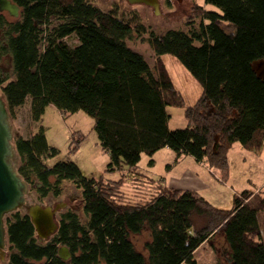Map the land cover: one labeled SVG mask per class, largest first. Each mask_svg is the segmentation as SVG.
I'll return each instance as SVG.
<instances>
[{
    "label": "trees",
    "instance_id": "1",
    "mask_svg": "<svg viewBox=\"0 0 264 264\" xmlns=\"http://www.w3.org/2000/svg\"><path fill=\"white\" fill-rule=\"evenodd\" d=\"M11 1L20 14L14 19L0 12V95L12 125L27 100L35 125L49 105L64 115L83 111L109 154L107 170L125 166L136 174L132 184L144 200L132 202L124 194V179L88 178L72 160L49 167L46 162L60 150L41 126L27 137L15 136L17 171L38 201L60 197L70 183L81 193L87 221L71 209L60 212L56 231L41 242L27 213H11L5 220L7 264H197L193 253L217 231L231 254L228 264H264L258 218L264 187L241 192L230 209H222L196 191L137 176L143 154L168 148L175 163L193 157L227 182L232 144L262 150L264 70L258 76L252 64L264 59V0H205L220 12L196 3L187 31L163 34L149 30L136 13L122 18L117 8L103 11L90 0ZM135 38L149 44L154 66L128 46ZM165 54L201 84L194 105L186 106L174 86ZM7 58L9 70L3 68ZM170 106L185 107V128H169ZM77 136L71 152L85 138ZM144 231L150 235L146 254L131 239ZM63 246L68 260L58 256Z\"/></svg>",
    "mask_w": 264,
    "mask_h": 264
},
{
    "label": "rangeland",
    "instance_id": "2",
    "mask_svg": "<svg viewBox=\"0 0 264 264\" xmlns=\"http://www.w3.org/2000/svg\"><path fill=\"white\" fill-rule=\"evenodd\" d=\"M90 2L103 11H109L112 8H117L119 16L126 19L131 17L133 13H136L140 17L141 22L149 30H153L156 34H163L168 30L187 31L189 27L185 24V22L191 17V12H195L193 8L196 3L204 7L206 10L220 12L217 7L206 3L205 0H183L180 4H178L175 0H159V7L161 8L164 16H153V8L150 5H134L127 0H90ZM180 9H182L184 13L179 12ZM199 22L200 20L198 19L196 21V25H198ZM69 41L74 42L72 38H69ZM127 44L132 50L142 54L151 66H154L153 53L146 41L142 42L141 40H137L135 38L127 41ZM162 60L174 83V86L181 92L185 105H194L202 94L203 89L201 84L194 79L185 67L172 55L165 54L162 56ZM252 67L258 76H262L264 70V59L255 60ZM3 68L5 70L10 69L9 58L4 61ZM28 108L29 100H27L25 104L17 110V119L13 123V137H27L33 131H37L39 126L43 127L48 143L60 150L57 157L49 159L46 162L49 167L61 160H72L80 167L82 173L88 178H103L104 180L109 181H119L124 179V183L121 188L124 194L132 202L144 200V195L141 193L142 191L136 188L138 187L137 185L132 184V179H134L136 174H133L134 176L131 175L128 168L125 166L124 169L121 170H107L110 163L109 154L98 145V138L93 130L94 120L90 116L83 111L64 115L55 106L49 105L46 107L41 121L35 125L28 118ZM167 112L170 115V129H183L186 127L187 120L185 117V107L170 106L167 108ZM78 134L84 135L85 138L77 150L71 152L70 145L78 138ZM170 151L174 152L172 150ZM162 152L168 151H160L154 157H152L153 155L148 156L143 154L138 164L139 168H141L146 175L151 176L154 179L165 176L167 173H169V176L171 177L178 175V173L171 175L174 171L169 172L168 169L171 166L169 168L168 166L173 164L169 161V158L166 156H164L162 160L159 158ZM249 152H251V150L245 148L240 143H234L231 145L227 152L229 162L228 181L221 182L215 178V183L211 184L210 192L207 193L208 197L214 203L221 206H228L229 203H232V195H234L233 189L235 191L236 189H241L242 187L244 189L247 187L250 190L255 191L257 188H263L264 151L260 155H255ZM242 158L247 159L245 166H242V164L239 165V160ZM155 159V164H149L151 160ZM18 162L19 161L17 160V163ZM193 164H195L193 161L192 163H187L189 167ZM230 165L233 166L230 167ZM256 167L259 169L258 176L257 178H252L254 170L251 172L249 171ZM231 170H233L232 179ZM167 182H169V178ZM225 185H227V187ZM30 192L31 194L28 198L29 204L38 203L53 207L55 205H59L61 208H59L60 210L57 213V216L60 212L71 209L81 216L84 223L87 221L82 212L83 200L81 193L72 184H65L64 193L60 197L54 198L53 196H49L42 203L38 201L37 195L33 191L30 190ZM258 218L262 230V241L264 243V213H260ZM131 239L135 247L143 254H146L144 244L150 239L149 232L144 231L140 234L132 235ZM225 245L226 243L222 232L217 231L210 241H206L195 250L193 253L194 259L197 261V264H228L227 261L229 259V252L225 249ZM99 264L105 263L101 262Z\"/></svg>",
    "mask_w": 264,
    "mask_h": 264
},
{
    "label": "water",
    "instance_id": "3",
    "mask_svg": "<svg viewBox=\"0 0 264 264\" xmlns=\"http://www.w3.org/2000/svg\"><path fill=\"white\" fill-rule=\"evenodd\" d=\"M159 0H130L133 4H146L153 7V16L163 15ZM180 4L183 0H175ZM0 12H6L18 18L19 7L11 0H0ZM179 12L184 11L180 9ZM164 16V15H163ZM18 156L13 145V125L0 95V264L7 263V230L5 217L16 211L27 213L41 242L47 240L56 231V218L59 205L50 206L38 203L29 204L30 186L17 171ZM40 186V185H37ZM58 256L62 260L70 258L67 247H60ZM231 256V254H230ZM231 261V258L228 262Z\"/></svg>",
    "mask_w": 264,
    "mask_h": 264
},
{
    "label": "crops",
    "instance_id": "4",
    "mask_svg": "<svg viewBox=\"0 0 264 264\" xmlns=\"http://www.w3.org/2000/svg\"><path fill=\"white\" fill-rule=\"evenodd\" d=\"M262 150L264 151V145H263ZM160 151H168V152H162L160 154L159 158L161 160H162V158L164 156L169 158V161L173 163L171 165V167L168 169L169 172L174 171L171 175H174L176 173H178V175H175L174 177H171V176H169V173H167L165 176H162V177L157 178V179H160L162 181V183L165 186H168V187L196 191L197 193L202 195L207 201H209L212 205L216 206L217 208L230 209L232 207V205H233L234 198L236 196H238L241 192H243L245 190L250 191V192H256V191L261 189V188L260 189L257 188V189H255V191H253V190H250L247 187H245L244 189L242 187L241 189H236L234 191V189L232 187L233 192H234V195H232V203H229L228 206H221V205H219L217 203H214L208 197V194H207V193L210 192L211 184L215 183V178L220 181V179L218 178L217 174L213 170H211L209 167L205 166L204 163L202 164L200 162L195 161V159L193 157H190V156H183V157H181L178 160V162L175 163V159H176L175 152H171L167 148H164V149H161V150L157 151L152 157H154ZM263 151H260L259 153H257L255 151L252 152V150H251V152H249V153H253L255 155H260ZM155 161H156V159L153 160V164H155ZM192 161L198 166L193 164V165H191L189 167L187 165V163H192ZM246 163H247V159H245V158H242V159L239 160V165L242 164V166H245ZM231 166H233V165H230V167ZM177 167H180V168H177ZM175 169H178V170H175ZM253 170H254V173H252V178H257L258 171H259L258 167L254 168V169H251L249 172H251ZM137 172H138V174H137L138 178L139 177L140 178H143V177L144 178H146V177L153 178L151 176L146 175L142 171V169L139 168V165L137 167ZM131 175H133V174L131 173ZM232 175H233V170H231V179H232ZM168 178H169V182H167ZM225 186L227 187V185H225ZM254 187H256V186H254ZM203 190L205 191V193H204ZM211 239H209L208 241H210ZM225 249H227L226 245H225ZM230 258H231V256H230V253H229V259Z\"/></svg>",
    "mask_w": 264,
    "mask_h": 264
},
{
    "label": "flooded vegetation",
    "instance_id": "5",
    "mask_svg": "<svg viewBox=\"0 0 264 264\" xmlns=\"http://www.w3.org/2000/svg\"><path fill=\"white\" fill-rule=\"evenodd\" d=\"M128 2H130V0H127ZM134 5H137V4H134ZM139 5V4H138ZM142 5H144V4H142ZM147 6H149V5H147ZM153 8V7H152ZM55 207H56V205H55Z\"/></svg>",
    "mask_w": 264,
    "mask_h": 264
}]
</instances>
